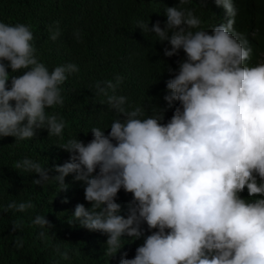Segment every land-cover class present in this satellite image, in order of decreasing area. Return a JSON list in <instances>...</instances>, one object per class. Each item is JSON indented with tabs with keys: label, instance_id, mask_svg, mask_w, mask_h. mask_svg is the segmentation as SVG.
Here are the masks:
<instances>
[{
	"label": "clouds",
	"instance_id": "9594fccd",
	"mask_svg": "<svg viewBox=\"0 0 264 264\" xmlns=\"http://www.w3.org/2000/svg\"><path fill=\"white\" fill-rule=\"evenodd\" d=\"M190 2L167 7L163 28L160 21L151 28L137 21L142 31L167 41L166 57L184 53L166 81L167 106L179 102L166 123V109L145 116L142 107L117 95L123 81L117 76L93 86L95 95L106 97L102 103L118 114L107 135L93 127L87 144L67 140L60 148L70 158L53 169L27 157L14 168L38 174L35 185L54 179L66 190L70 174L83 182L91 207L77 204L72 223L107 234L105 255L116 256L124 246L122 237H144L135 256L122 253L119 264H264V57L256 65L247 63L252 48L234 29L233 0H214L227 20L210 31L185 7ZM58 35L54 32L51 39ZM33 41L30 25L0 22V139L20 142L42 129L62 138L64 119L46 109L64 105L61 86L79 68L69 63L49 71L38 62ZM121 189L132 195L126 218L116 203ZM245 189L247 198L241 196ZM33 207L30 200L12 202L3 211L23 213ZM32 224L52 227L43 215ZM144 224L151 234L145 236ZM21 228L13 222V232ZM15 246L22 248V239ZM61 255L68 259L67 252Z\"/></svg>",
	"mask_w": 264,
	"mask_h": 264
},
{
	"label": "trees",
	"instance_id": "16d2710c",
	"mask_svg": "<svg viewBox=\"0 0 264 264\" xmlns=\"http://www.w3.org/2000/svg\"><path fill=\"white\" fill-rule=\"evenodd\" d=\"M233 3L237 9L234 29L252 48L247 63L256 65L264 57V0ZM177 4L178 0H0V22L30 25L38 62L49 71L69 63L79 68L61 86L64 105L46 109L64 119L62 138L48 136L47 130L42 129L34 138L20 142L15 137L0 139V264H119L122 253L126 252L127 258L135 256L144 237H122L123 248L111 258L105 255L107 234L90 232L79 221L72 223L77 204L91 207L84 198V183L74 181V174L65 177L68 187L62 190L54 179L42 186L35 185L32 181L39 179L38 174L17 170L14 164L27 157L53 169L70 158V153L60 148L67 140L77 138L87 144L93 138V127L105 130L107 135L118 114L102 103L106 97L95 95L93 86L114 81L117 76L123 78L117 95L127 96L133 107H142L145 116L166 109V123L179 105L174 101L169 108L163 99L167 94L166 81L175 74L184 53L181 50L177 56L166 57L164 49L170 48L167 41L161 43L153 33L142 31L137 21L148 23L149 28L160 21L163 28L164 10ZM185 7L192 8L200 17L205 31L227 20L225 10L214 0H191ZM57 31L59 35L52 40L51 35ZM49 175L58 173L50 171ZM247 195L245 189L241 196ZM131 199L132 195L123 189L117 194L116 203L121 205L118 214L125 218ZM29 200L34 207L26 212L3 211L9 203ZM37 215L45 216L52 227L40 229L33 225ZM13 222L21 223L22 228L13 232ZM142 228L145 236L151 234L146 224ZM41 231L46 233L45 237L39 236ZM17 239L23 241L20 249L15 246ZM64 252L68 259L62 257Z\"/></svg>",
	"mask_w": 264,
	"mask_h": 264
}]
</instances>
